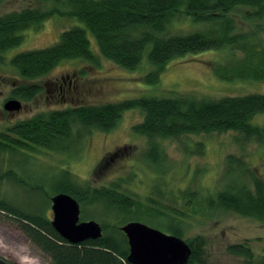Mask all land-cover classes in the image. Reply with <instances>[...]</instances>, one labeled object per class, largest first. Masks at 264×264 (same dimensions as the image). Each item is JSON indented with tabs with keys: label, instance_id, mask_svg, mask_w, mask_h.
<instances>
[{
	"label": "trees",
	"instance_id": "trees-1",
	"mask_svg": "<svg viewBox=\"0 0 264 264\" xmlns=\"http://www.w3.org/2000/svg\"><path fill=\"white\" fill-rule=\"evenodd\" d=\"M38 2L47 6L29 7L0 16V53L19 46L26 30L37 29L56 15L76 19L82 25L61 32L51 46L12 57L10 62L18 78L13 82L11 99L33 100L43 91L34 80L46 77L64 61L81 60L94 65L99 58L133 71L139 68L145 55L151 67L145 80L158 85L159 76L169 62L204 52L224 51L226 58L214 62L213 67L221 81L264 82V42L260 39L264 34V0ZM183 18L196 29L185 35L170 34L169 27ZM88 34L94 39L97 53L91 49ZM77 75L81 77L82 71ZM50 85L52 89L57 84L50 82ZM129 110H139L143 114L142 121L133 125L131 131L146 138L147 162L157 170L164 162L162 142L165 140L234 132L242 143L264 146V124L254 123L257 116L264 115V95L198 98L172 93L167 97L72 105L39 112L0 131V155L28 157L37 149L65 153L72 145L71 141H78L84 135L82 130L108 133ZM194 146L201 151L203 143ZM187 149V154H194L189 147ZM114 156L111 154L110 158ZM222 172L221 188L207 199V203L226 213L264 221V178L245 158L236 155H227ZM2 178L22 182L11 170L2 172ZM44 178L50 180L49 193L45 194L49 197L47 205L51 196L68 194L80 205V220H94L102 228L100 239L72 245L58 235L41 211H23L0 197V213L16 221L32 244L49 258L50 264H130L127 240L119 228L138 219L165 227L169 231L167 234L183 236L182 218L185 215L164 205L160 198L148 196L142 203L123 192L119 183L94 188L88 183L81 185L66 169H59ZM40 188L34 187L35 190ZM189 193L190 199L186 203L193 204L196 197ZM187 244L191 249L187 264H208L201 237L190 239ZM226 251L252 264V253L244 244L229 245ZM0 264L10 263L0 258ZM256 264H264V255Z\"/></svg>",
	"mask_w": 264,
	"mask_h": 264
},
{
	"label": "rangeland",
	"instance_id": "rangeland-1",
	"mask_svg": "<svg viewBox=\"0 0 264 264\" xmlns=\"http://www.w3.org/2000/svg\"><path fill=\"white\" fill-rule=\"evenodd\" d=\"M36 6L45 7L47 4L38 0H0V16ZM81 25L76 19L56 15L45 20L37 29L26 30L19 46L0 53V131L15 122L30 119L39 112L72 105L167 97L172 93L198 98L264 95V82L227 83L215 75L214 62L226 58L224 51L204 52L196 57L187 56L169 62L159 76L158 85L145 80L151 67L144 55L139 68L133 71L102 58L94 65L81 60L64 61L46 77L34 80V84L42 86V93L27 102L16 99L21 104L17 112L5 111L3 106L11 100V90L15 86L13 82L18 78L10 62L12 57L21 52L51 46L57 42L61 32ZM195 29L196 26L183 18L175 21L168 32L185 35ZM88 37L92 51L97 53L94 39L89 34ZM260 39L264 42V34ZM80 71L82 75L78 77ZM50 82H56L57 85L51 89ZM64 95L65 99L61 101ZM142 118L141 111L129 110L122 114L117 126L108 133L82 130L84 135L78 141H71L72 145L65 153L37 149L28 157L21 154L0 155V175L11 170L22 180L0 179V197L23 211H41L51 220V203L47 205L49 197L45 195L49 193L50 180L48 182L44 177L59 169H66L74 174L78 184L88 183L94 188L119 183L123 192L142 203L148 196L157 197L164 205L182 212L185 216L182 218L184 227L181 239L187 243L190 239L201 237L208 264H247L248 260L226 251L227 246L233 244L249 247L253 256L250 263L256 264L264 255V221L217 210V207L207 203V199L221 188L223 163L227 155L245 158L253 170L264 178V146L253 142L242 143L234 132L189 136L177 141L165 140L162 142L164 162L157 170L147 162L146 138L131 131V127L140 123ZM254 123L263 125L264 115L257 116ZM197 143H203L201 151L195 148L194 144ZM187 147L194 154H187ZM111 154L115 156L110 158ZM35 186L41 188L35 190ZM189 192L196 197L193 204L186 203L190 199ZM137 222L169 233L165 227L141 219ZM0 258L10 264H50L49 258L32 244L16 221L2 213Z\"/></svg>",
	"mask_w": 264,
	"mask_h": 264
},
{
	"label": "water",
	"instance_id": "water-1",
	"mask_svg": "<svg viewBox=\"0 0 264 264\" xmlns=\"http://www.w3.org/2000/svg\"><path fill=\"white\" fill-rule=\"evenodd\" d=\"M4 110L17 112L21 104L16 99L5 102ZM51 226L58 235L72 245L96 241L102 228L94 220H80V205L70 195L58 193L50 197ZM128 245L130 264H187L191 249L181 238L164 233L144 223L130 221L120 226Z\"/></svg>",
	"mask_w": 264,
	"mask_h": 264
}]
</instances>
